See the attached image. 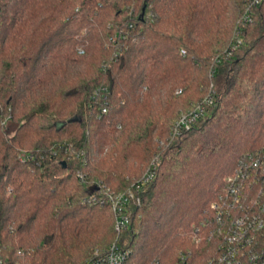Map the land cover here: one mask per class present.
Returning <instances> with one entry per match:
<instances>
[{"label": "trees", "instance_id": "trees-1", "mask_svg": "<svg viewBox=\"0 0 264 264\" xmlns=\"http://www.w3.org/2000/svg\"><path fill=\"white\" fill-rule=\"evenodd\" d=\"M247 3L0 0V104L12 114L0 125L2 264H84L118 236L111 206L91 195L127 190L155 155L123 236L128 264H178L187 249L190 264L210 258L225 178L248 168L244 189L264 188V165L248 166L264 151V0L243 44L215 62Z\"/></svg>", "mask_w": 264, "mask_h": 264}, {"label": "built area", "instance_id": "built-area-1", "mask_svg": "<svg viewBox=\"0 0 264 264\" xmlns=\"http://www.w3.org/2000/svg\"><path fill=\"white\" fill-rule=\"evenodd\" d=\"M262 1L248 0L236 27L233 42L217 55L216 63L230 56L243 44L242 27L252 20L254 8ZM212 103L213 97L207 96L189 111L182 112L175 121L172 136L183 129L191 128ZM10 111L11 109L6 111L0 104V125L7 126L12 120ZM160 158L155 155L144 173L134 179L127 190H112L103 185L97 194L91 195L92 201L111 206L118 236L107 247L94 248L84 264H128L130 249L123 236L132 227L133 208L140 204L142 191L155 178ZM263 165L264 151L248 164L252 170ZM242 169L238 174L225 178L228 189L212 205L215 209V223L212 221L208 224L206 236L208 241H217V245L204 264H264V188L257 195L245 190L244 183L251 186L254 175L248 168L246 172ZM80 176L83 178L82 174ZM199 230L197 228L193 236L196 244L206 239L198 233ZM192 254L191 249L181 251L178 264H190ZM2 260L0 258V264Z\"/></svg>", "mask_w": 264, "mask_h": 264}, {"label": "rangeland", "instance_id": "rangeland-1", "mask_svg": "<svg viewBox=\"0 0 264 264\" xmlns=\"http://www.w3.org/2000/svg\"><path fill=\"white\" fill-rule=\"evenodd\" d=\"M190 110V109H189ZM189 110H185V111H189ZM185 111H183V112H185ZM151 162V161H150ZM96 248V247H95ZM100 248H105L104 246L103 247H100ZM93 251V250H92ZM91 251V252H92ZM91 252L88 254V256L91 254ZM88 256L86 257V259L88 258ZM86 259H85V261H86ZM85 261H84V263H85Z\"/></svg>", "mask_w": 264, "mask_h": 264}]
</instances>
